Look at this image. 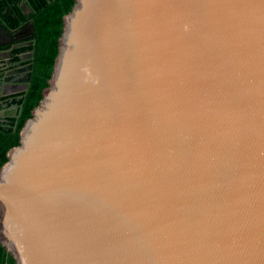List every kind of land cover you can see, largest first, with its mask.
<instances>
[{
	"label": "water",
	"instance_id": "1",
	"mask_svg": "<svg viewBox=\"0 0 264 264\" xmlns=\"http://www.w3.org/2000/svg\"><path fill=\"white\" fill-rule=\"evenodd\" d=\"M61 22L0 165L13 264H264V0H74Z\"/></svg>",
	"mask_w": 264,
	"mask_h": 264
},
{
	"label": "trees",
	"instance_id": "2",
	"mask_svg": "<svg viewBox=\"0 0 264 264\" xmlns=\"http://www.w3.org/2000/svg\"><path fill=\"white\" fill-rule=\"evenodd\" d=\"M74 0H0V14L13 26L25 19L33 21V60L30 81L20 100L18 116L0 124V165L6 159V149L18 143V129L30 116V108L42 95L47 85L53 58L56 54L57 36L61 30L62 16L70 10ZM29 8L24 11V7ZM23 49V48H22ZM14 259L0 244V264H13Z\"/></svg>",
	"mask_w": 264,
	"mask_h": 264
},
{
	"label": "flooded vegetation",
	"instance_id": "3",
	"mask_svg": "<svg viewBox=\"0 0 264 264\" xmlns=\"http://www.w3.org/2000/svg\"><path fill=\"white\" fill-rule=\"evenodd\" d=\"M24 11L29 8L23 5ZM0 14V124L18 116L32 71L33 23L27 18L13 26ZM23 48V49H22Z\"/></svg>",
	"mask_w": 264,
	"mask_h": 264
},
{
	"label": "bare ground",
	"instance_id": "4",
	"mask_svg": "<svg viewBox=\"0 0 264 264\" xmlns=\"http://www.w3.org/2000/svg\"><path fill=\"white\" fill-rule=\"evenodd\" d=\"M33 51H34V49H33Z\"/></svg>",
	"mask_w": 264,
	"mask_h": 264
}]
</instances>
